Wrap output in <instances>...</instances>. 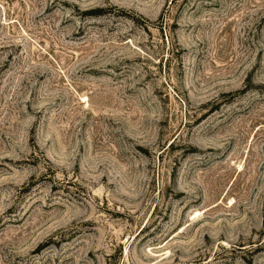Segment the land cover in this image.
Returning a JSON list of instances; mask_svg holds the SVG:
<instances>
[{
	"label": "rangeland",
	"instance_id": "374dc122",
	"mask_svg": "<svg viewBox=\"0 0 264 264\" xmlns=\"http://www.w3.org/2000/svg\"><path fill=\"white\" fill-rule=\"evenodd\" d=\"M0 264H264V0H0Z\"/></svg>",
	"mask_w": 264,
	"mask_h": 264
},
{
	"label": "trees",
	"instance_id": "16d2710c",
	"mask_svg": "<svg viewBox=\"0 0 264 264\" xmlns=\"http://www.w3.org/2000/svg\"><path fill=\"white\" fill-rule=\"evenodd\" d=\"M102 10V8L91 9L90 13H100Z\"/></svg>",
	"mask_w": 264,
	"mask_h": 264
}]
</instances>
